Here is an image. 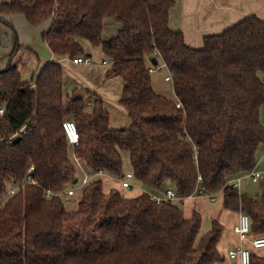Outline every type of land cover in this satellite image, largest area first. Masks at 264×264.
Instances as JSON below:
<instances>
[{"label":"trees","instance_id":"trees-1","mask_svg":"<svg viewBox=\"0 0 264 264\" xmlns=\"http://www.w3.org/2000/svg\"><path fill=\"white\" fill-rule=\"evenodd\" d=\"M175 3H1L0 15L23 14L33 26L51 20L42 38L56 59L31 81L12 62L0 70V108H6L0 133L8 138L0 147V196L25 180L30 165L38 182L0 201V264H215L224 258L218 249L223 225L215 219L202 233L201 213L186 217L182 199L156 203L148 191L136 197L117 188L106 192L98 178L80 190L75 210H67L63 195L47 198L45 189L62 192L79 182L74 183L79 174L63 127L67 119L79 132L74 154L91 174L122 176L127 154L134 183L152 192L169 181L182 197L200 188L222 194L223 206L247 212L252 235L264 236V180L259 196L228 183L254 169L264 150V20L246 16L193 48L170 26ZM109 17L121 29L104 40ZM80 38L112 60L108 75L123 80L120 103L129 126L111 128L98 94L77 86L66 91L57 60L84 56ZM159 59L172 76L176 101L153 86L149 69ZM23 125L31 133L10 140ZM251 264H264V253L253 250Z\"/></svg>","mask_w":264,"mask_h":264},{"label":"crops","instance_id":"crops-1","mask_svg":"<svg viewBox=\"0 0 264 264\" xmlns=\"http://www.w3.org/2000/svg\"><path fill=\"white\" fill-rule=\"evenodd\" d=\"M9 1L12 0H0V5L3 2ZM249 15H257L259 18L264 20V0H176L175 5L170 10V26L174 30H180L183 32L187 45L193 48H202L205 36L221 33L228 27L233 26ZM0 16L11 23L16 33L18 31L20 35L23 32L19 41V37H16L15 34L13 35L8 27L0 21V70L5 69L8 64L12 62V64L15 65L19 72L23 75V72L27 69L24 58V56H26L28 60H31L35 64V70H32V73H35L36 71L37 76L46 63L56 59L51 49L42 38L43 32H45L50 26L51 20H47L40 25L33 26L29 24L23 14H6ZM120 29L121 25L116 22L113 17L106 18L103 26V39L108 40L115 37ZM39 40L44 44L48 51L44 58H41V55H39L37 50L33 48ZM79 40L85 48V53L82 57H89L90 61L88 63H75L73 62V59L68 57L61 58L57 61L63 66L68 80L69 89L72 88V80H75L82 85L83 89H88L89 91L98 94L103 99L105 107L110 115L111 126V114L108 108L111 105H121L120 99L122 97L123 80L120 76L108 75L112 60L104 54L101 47L94 46L85 38H80ZM17 42L20 46L12 57V51L17 46ZM80 66H98L97 70L89 68V70L93 69L92 74L94 76L97 75V81L94 82V79L87 80L86 78L79 76L77 73V67ZM163 67L165 66L163 65ZM168 74L169 72L163 76V80L164 82H169L170 86L163 83L161 78H157L156 81L152 78V83L157 93L176 101L177 95L173 88V82L165 79ZM80 78L84 80H80ZM85 98H87L86 95ZM121 106L124 108L123 105ZM125 111L128 114L126 109ZM69 148L70 156L76 165L74 146L70 144ZM261 152H263V149ZM261 152H259L260 155ZM260 155V160L257 163L256 168L262 171L259 167L264 166V159L261 158ZM79 162L81 165L77 166L78 173L83 174V170L85 172H89L82 159L79 158ZM124 165L125 172L132 170L130 157L127 154L124 157ZM238 177H241L240 184L243 183L244 178H251L249 177V172L239 175ZM97 178L102 179L104 190L106 192H109L112 188H117L126 197H136L145 192V188L136 183H134L130 188L123 187L121 184V176H116L108 172L103 173ZM173 186L174 185L171 182L166 183L161 190L152 191L150 193H156L162 196L165 195L167 189L176 190L175 186ZM72 187L74 186L70 185L66 188V190L71 189ZM81 189L82 188H78L75 195L77 193L80 194ZM240 192L247 193L243 189H240ZM260 194L261 191L256 193L257 196ZM73 196H66L72 197L67 199L68 203H65L67 210L70 211L75 210L78 207L79 201L73 203ZM218 197L215 200H211L208 195L199 194L185 197L182 203L184 215L186 217H191L195 211L201 213L202 233L210 230L212 222L215 219L218 220L223 225V232L218 243V249L224 258L215 264H238L236 260L230 259L227 256V252L229 249L240 244V239L234 231V226L239 220L240 211L225 208L223 206L222 194H219ZM253 237L254 236L251 234L250 239ZM247 244H250V241H247ZM256 253H264V248L258 250L256 249Z\"/></svg>","mask_w":264,"mask_h":264},{"label":"built area","instance_id":"built-area-1","mask_svg":"<svg viewBox=\"0 0 264 264\" xmlns=\"http://www.w3.org/2000/svg\"><path fill=\"white\" fill-rule=\"evenodd\" d=\"M90 59L88 57H77L73 58V62L75 63H88ZM150 72H153L156 70L154 66L150 67ZM168 81H172V76L171 74H168L165 78ZM177 107H182V104L180 101L176 102ZM6 108L2 107L0 108V114L3 115L5 113ZM263 121H264V113H263ZM63 127L66 132L67 138L69 140V143L73 146L78 144L79 142V132L77 125L74 120L67 119L63 122ZM27 133H31V129L27 127V125H23L19 130H17L14 135L10 138V140L14 139L17 136H21ZM8 141V138L0 133V147L3 143ZM261 158L264 159V150L261 154ZM260 160V159H259ZM258 160V162H259ZM76 161V167L80 166L79 158H75ZM34 165H30L27 173H26V178L22 183H12V186L9 188V190L0 196V201L6 200L8 197L11 195L16 194L21 188H24L28 184H38L37 180L32 177V172L34 170ZM78 171V170H77ZM104 171H99L95 174H91L89 172H85L83 170V174H79V180L78 184L71 189L64 190L62 192L55 191L52 188H47L45 189V196L47 198H50L52 196H57V195H63V196H73L75 195L76 191L78 188H83L86 186L89 182H91L94 179H97L98 176H101ZM249 177L253 179V181L257 182L261 179H264V172L258 170L256 167L252 169L249 172ZM201 179V178H199ZM240 181L241 177H236L232 180H230L228 183L233 185V187H236L240 191ZM121 184L123 187L130 188L134 184V174L133 171H126L122 176H121ZM199 194V195H208V197L211 200L217 199L218 194H207L203 188L198 189L193 195ZM192 196V195H191ZM150 197L153 201L156 203H162V202H170L174 200H184L185 197H182L178 191L173 190V189H167L165 192L164 196L158 195L156 193H151ZM234 231L237 233L239 239H240V244L237 245L234 248H231L227 252V256L230 259L236 260L238 264H251V259H252V252L255 249H260L264 248V236H257L253 237L250 239L252 230H251V218L249 214L245 211H241L239 214V220L234 226ZM247 241H250V244H247Z\"/></svg>","mask_w":264,"mask_h":264},{"label":"rangeland","instance_id":"rangeland-1","mask_svg":"<svg viewBox=\"0 0 264 264\" xmlns=\"http://www.w3.org/2000/svg\"><path fill=\"white\" fill-rule=\"evenodd\" d=\"M19 17V16H17ZM1 22L4 23V25H6L8 27V29L10 30V32L14 35H16V37H19V41L21 38V33L19 35L18 31L17 33L15 32V29L13 28V26L11 25L10 22H8L6 19H1ZM17 26V24H16ZM33 48L35 50H37V52L39 53V55H41V58H44V56L46 55V53L48 52L47 49L45 48L44 44L39 40L37 42V44L35 46H33ZM25 58V65H27V69L25 72H23V79H25L26 81H31L32 78H35L36 76V71L35 73H32V70H35V64L31 61L28 60L26 56H24ZM89 68H93L94 70H97L98 66H92V67H88V66H80L77 67V73L79 76H82V78H86L87 80H92L96 82L97 78L96 76H94L93 73V69L92 72L91 70H89ZM156 71L152 73V78L153 80L156 81L157 78H161V80L163 81V83H166L167 86H170L169 82H164L163 80V76L165 74H167V70L165 67H163V64L161 62V60L159 59V65L158 67H156ZM96 72V71H95ZM97 73V72H96ZM80 80H84L81 79ZM71 86L75 88V86H77L82 93H84L85 91H83V87L82 85H80V83L76 82L75 80H72L71 82ZM67 87V92H70L69 86L68 84H66ZM110 110V114H111V128L113 129H120V128H125L126 126H129L131 124V119L129 118L128 114L126 113L125 109L121 106V105H111L108 108ZM259 169H261L262 171H264V166L259 167ZM167 183H170L169 181ZM243 186V187H242ZM174 187V186H173ZM263 187V180H259L258 182H253L252 178H244L243 183L240 184V189L246 191L249 195H256L257 192H260L262 190ZM145 191L151 192L148 189H145ZM164 196V195H162ZM74 197L73 203H75L76 201H79L80 199V194L77 193ZM68 198H72V197H65L64 196V202L68 203L67 199ZM219 199V197H218ZM205 228V227H204Z\"/></svg>","mask_w":264,"mask_h":264},{"label":"water","instance_id":"water-1","mask_svg":"<svg viewBox=\"0 0 264 264\" xmlns=\"http://www.w3.org/2000/svg\"><path fill=\"white\" fill-rule=\"evenodd\" d=\"M153 61H154L155 64L157 63V61H156L155 58L153 59ZM21 137H22V136H17V137H15V138L13 139V142H17V141H19ZM76 182H77V179L74 180V183H76Z\"/></svg>","mask_w":264,"mask_h":264}]
</instances>
